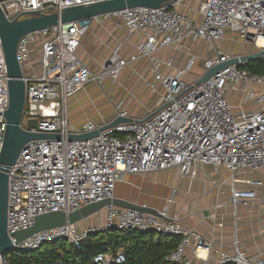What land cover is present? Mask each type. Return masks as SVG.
I'll list each match as a JSON object with an SVG mask.
<instances>
[{
    "label": "built area",
    "instance_id": "obj_1",
    "mask_svg": "<svg viewBox=\"0 0 264 264\" xmlns=\"http://www.w3.org/2000/svg\"><path fill=\"white\" fill-rule=\"evenodd\" d=\"M104 1L108 0H1L0 7L7 19L20 20L33 12L60 13L65 8ZM185 1L58 24L19 39L16 58L25 85L20 127L26 130L27 123L36 120L37 128L29 132L56 134L60 139L26 143L8 168L6 232L11 242L9 252H34L62 239L79 249L89 234L116 228L179 238L176 248L167 257L175 264H192L186 260L187 248H191L198 264H209V260L213 264H264V253L253 261L238 248L236 236L232 252H224L194 230L185 229L178 217L169 215L166 208L156 217L109 207L103 225L84 228L78 224L65 225L36 233L19 243L13 236L33 226L36 216L69 213L112 199L115 186L124 174L143 175L175 168L181 177H194L199 165L221 167L230 174L264 169V92L250 91L254 86H264V74H252L245 69L250 61H241L242 55L216 51L215 58L203 63V74L231 60L237 62L194 87L199 79L187 82L183 77L194 66L195 57H190L183 68H175L172 60L166 61V74L160 72L162 63L154 59V54L161 50L181 48L187 38L215 45L229 30L243 44L254 46L256 53L262 52L257 60L264 62V0H191L197 4L196 20L182 11ZM103 17L117 20L116 26L128 33H140L143 40L129 60L115 51L94 75L78 57L77 50L91 23ZM32 52H38L36 70L26 63ZM142 58L150 61L153 74V82H147L146 86L156 91L155 83H158L162 90L152 112L132 119L127 112L117 111V117L132 121L86 141H69L71 135L96 131L106 123L87 120L77 128L70 125L66 111L68 100L91 81L116 80L130 63ZM7 80L0 40V151L9 103ZM236 89L247 92L248 98L262 107L253 112L235 113L225 94ZM251 185L262 188L264 200V181ZM256 195L255 189H233L231 202L236 207L238 203L255 199ZM5 254L0 255V264H9ZM123 262L124 254L118 252L116 255L98 254L90 264Z\"/></svg>",
    "mask_w": 264,
    "mask_h": 264
},
{
    "label": "crops",
    "instance_id": "obj_2",
    "mask_svg": "<svg viewBox=\"0 0 264 264\" xmlns=\"http://www.w3.org/2000/svg\"><path fill=\"white\" fill-rule=\"evenodd\" d=\"M182 11L187 13L190 18L198 19L197 4L191 0L184 2ZM116 22L115 19L104 17L100 18L99 21L94 20L89 30L81 38L77 55L92 73L99 71V68L110 59V55L115 51L121 58L129 60L136 53L138 44L143 40L140 33H128L124 28H118ZM227 34L234 33L227 30L224 37ZM239 42L243 44L241 40ZM219 43L214 45L187 38L183 41L181 48L169 47L161 50L154 54V59L162 63L160 72L166 74L168 73V69L164 65L166 61L172 60L175 68H183L190 57H195L194 66L183 77L187 82H194L200 79L204 72L203 63L206 60L215 58L216 51L222 52L217 50ZM251 47L254 51L249 52L248 49ZM256 51L257 49L254 46L249 45L244 51L239 52L237 50L233 52L230 49V52L225 53L246 56L255 54ZM142 75L147 78L144 84L145 90L155 97V103L146 109L143 100L139 102L137 97L133 96L135 101L128 107L127 112L129 118L132 119L145 117L152 112L162 92L158 83H155L156 91H152L146 86L147 82H153L151 63L146 58L130 63L120 74L121 78L129 79H135ZM252 90L261 93L264 92V86H254L252 89L250 88V91ZM133 93L137 95V93ZM77 95L68 100L66 104L67 115L69 105ZM225 99L235 113L241 111L253 112L262 107V105L250 100L247 92L238 89L228 91L225 94ZM142 110L144 113L136 115L137 111L141 112ZM116 117L117 111H115L111 120L107 122H111ZM107 122L94 123L105 124ZM259 181H264V169L242 170L230 174L221 167L199 165L195 168L194 177H181L178 171L173 168L143 175L124 174L121 181L115 186L113 198L144 205L158 212L166 208L169 215L178 217L179 222L185 229L194 230L206 240L211 241L215 248L224 252H232L233 238L236 236L238 248L254 261L264 253V200L261 198L262 188L251 185L253 182ZM233 189H255L257 195L255 199L248 200L246 203H238L235 207L231 202ZM168 200H172V202L169 203ZM186 260L192 264L199 263L198 260L193 258L191 248L186 250ZM209 264H213V261L209 260Z\"/></svg>",
    "mask_w": 264,
    "mask_h": 264
},
{
    "label": "water",
    "instance_id": "obj_3",
    "mask_svg": "<svg viewBox=\"0 0 264 264\" xmlns=\"http://www.w3.org/2000/svg\"><path fill=\"white\" fill-rule=\"evenodd\" d=\"M174 1L177 0H108L88 6L65 8L60 13L52 12L45 14L41 12H33L24 15L25 17L20 20H12L11 18L7 19L0 7V40L8 79L7 91L9 102L8 109L5 112L6 126L0 151V255L8 253L11 249V242L6 232L8 168L14 164L26 143L49 139L58 141L60 139L56 134L29 132L30 129L37 128L38 123L36 120L29 121L26 130H23L20 127L25 100V85L22 80L21 68L16 58L19 39L29 33L40 31L58 24L65 25L82 20H90L94 17H100L108 13L126 9L158 8ZM262 55V52H257L255 54L242 56L240 60L249 62L259 59ZM236 62L237 60H231L225 64L211 68L201 76L194 87L203 84L219 70ZM163 109L164 108L158 110L147 119H151ZM131 121V119L116 117L114 120L101 126L96 131L81 135H71L68 137V140L86 141L96 137L102 132L114 128L117 125L127 124ZM109 207L133 210L156 217L158 216V211L152 208L144 205H137L124 199L112 198L85 205L80 209L69 213L56 212L36 216L33 226L17 232L13 236L15 241L19 243L42 231L56 229L65 225L79 224Z\"/></svg>",
    "mask_w": 264,
    "mask_h": 264
},
{
    "label": "trees",
    "instance_id": "obj_4",
    "mask_svg": "<svg viewBox=\"0 0 264 264\" xmlns=\"http://www.w3.org/2000/svg\"><path fill=\"white\" fill-rule=\"evenodd\" d=\"M252 74H264V62L252 60L245 65ZM67 241L57 240L34 252H9V264H90L98 254H124L120 264H175L167 257L176 248L179 238L160 236L152 231H124L111 228L89 234L79 249ZM115 264V263H111Z\"/></svg>",
    "mask_w": 264,
    "mask_h": 264
},
{
    "label": "rangeland",
    "instance_id": "obj_5",
    "mask_svg": "<svg viewBox=\"0 0 264 264\" xmlns=\"http://www.w3.org/2000/svg\"><path fill=\"white\" fill-rule=\"evenodd\" d=\"M239 41L240 39L238 40L236 35L227 34L218 44L220 48L217 45V50L224 53L230 52V49H232L233 52L237 50L240 52L249 47V45H243ZM248 51H254L253 47L249 48ZM37 53L38 52H32L29 59L26 61V63L32 65V68L35 70ZM100 68L99 71H95L93 74L97 75L100 72ZM26 74L29 75V73ZM145 77V75H142L135 79H129L121 78V76H119L116 80L102 79L91 81L70 103L68 108L69 124L72 126H80L85 120H91L98 123L102 121H110L114 116L115 111L121 110L128 112V107H130L133 101H135L133 96H136L139 102H142L143 100L146 109L150 105L153 106L155 103V97L145 90L144 84L147 79ZM133 92L137 93V95ZM142 113H144L143 110L141 112L137 111L136 115ZM104 217L105 210L99 212L96 216L80 222L78 226L83 228V226L103 225ZM68 244L69 243H67V246ZM43 247L44 246H42L41 249Z\"/></svg>",
    "mask_w": 264,
    "mask_h": 264
},
{
    "label": "bare ground",
    "instance_id": "obj_6",
    "mask_svg": "<svg viewBox=\"0 0 264 264\" xmlns=\"http://www.w3.org/2000/svg\"><path fill=\"white\" fill-rule=\"evenodd\" d=\"M260 44H261V41H259L258 45H260Z\"/></svg>",
    "mask_w": 264,
    "mask_h": 264
}]
</instances>
